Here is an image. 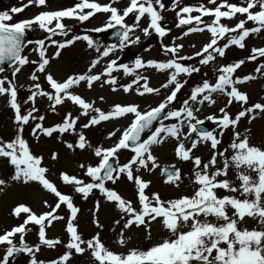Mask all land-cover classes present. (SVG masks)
<instances>
[{
  "label": "snow or ice",
  "instance_id": "6c2138e0",
  "mask_svg": "<svg viewBox=\"0 0 264 264\" xmlns=\"http://www.w3.org/2000/svg\"><path fill=\"white\" fill-rule=\"evenodd\" d=\"M30 6L48 9L49 0H21L20 6L0 11V97L6 98L15 126L12 138H0V160L12 169L8 177L0 178V192L9 184L18 185L25 193L38 186L54 198V203L43 200L48 211L39 214L26 203H17L11 209V216H23V220L0 231V264H17L20 256L27 257V264H70L74 254L85 252L94 264H264V142H253L250 127L239 130L242 121L251 125L264 116V103H250L249 94L240 90L241 86L264 78V62H260L264 60V47L253 46L244 59L217 64L233 46L244 50L250 37L264 36V0H207V4L190 5L171 0L170 6L163 0H109L105 4L98 0H75L70 7L41 10L30 18L14 20ZM168 11L175 12L174 27L180 35L165 44L164 39L172 33V28L164 23L163 13ZM98 14L106 18L101 26L82 34L76 32ZM129 17L132 23L127 22ZM142 21L146 24L142 25ZM110 29H118V43L102 44L88 34ZM36 31L42 32L43 37L30 38L28 34ZM138 31L145 38L154 35L159 39L164 59L145 60L136 55L129 63L121 62L116 53L139 45ZM205 33L208 40L198 51L181 54L185 45L178 40ZM77 42H84L87 49L96 53L95 58L83 73L57 79L49 71L51 62ZM190 47L195 48V44ZM49 48H55L51 56ZM26 49L35 53L37 59H30ZM247 62H257L253 73L238 75ZM210 65L214 82L204 73L205 78L190 87L177 105L178 94L189 85V78L200 73L201 67ZM26 66L30 68L28 95L20 100L18 93L23 85L16 81ZM149 71L164 75V81L153 86L151 77L145 74ZM123 78H129L128 82H122ZM95 87L107 88L111 94L163 98L156 106L149 104L143 110L134 100L113 102L102 109L96 103H108L104 95L85 99L80 91H92ZM221 98L223 106L201 119L199 113L205 107L217 106ZM38 101L47 102L44 113ZM61 109V119L46 125V114L59 116ZM121 120L128 123L116 127L115 122ZM206 121L214 127L205 128ZM107 122H113L114 127L107 132L106 139L115 138L114 142L109 147L93 145L85 130ZM29 124L30 135L37 144L41 137L54 139L69 153L90 152L95 163H78L79 175L64 170L52 172L44 163V155L34 153L24 138L25 126ZM226 133L231 136L225 145ZM66 134L73 135L74 140H66ZM169 142L173 143L175 159L190 165L187 175L176 164L161 167L154 151ZM202 148L207 149V158L196 154ZM122 152L131 154L123 163ZM49 158L59 162L60 153L50 151ZM157 169L165 185L179 189L187 180L191 194L163 198L158 191H150L153 181L143 174L152 175ZM230 172L234 173L232 179ZM50 173L55 180L49 178ZM121 183L131 186L134 200L121 194ZM60 185L71 192L61 191ZM97 193L99 197L90 209L91 222L97 229L102 228L98 215L101 198L112 205L119 216L114 224L120 227L115 243L126 252L107 247L99 231L90 238L79 231L77 221L82 209L75 197L88 201ZM62 208L66 216L60 214ZM248 220L256 226H243ZM54 222L64 223L67 242L47 235ZM155 224L165 235L145 248L128 247L133 238L126 236V232L134 228L143 230L145 239L152 241ZM33 227L38 242L29 244L26 236ZM60 245L66 250L57 258H39L42 248L52 250Z\"/></svg>",
  "mask_w": 264,
  "mask_h": 264
},
{
  "label": "rangeland",
  "instance_id": "374dc122",
  "mask_svg": "<svg viewBox=\"0 0 264 264\" xmlns=\"http://www.w3.org/2000/svg\"><path fill=\"white\" fill-rule=\"evenodd\" d=\"M24 3L27 0H23ZM75 0H49V8L48 9H38L34 6H30L27 8L24 13L17 14L14 16V20L30 18L37 14L41 10H55L58 8H66L73 5ZM99 3L105 4L108 3L109 0H98ZM163 2L170 6L171 0H163ZM182 4L190 5V4H198L205 3L207 4V0H181ZM232 3H239L240 0H229ZM21 0H0V11L7 10L12 6H20ZM120 7L121 5H115ZM211 7V5H209ZM195 14V13H194ZM165 16L164 23L167 27L172 28V33L164 39V43L168 44L171 42L174 36L180 35V30L174 27L175 23V12L168 11L163 13ZM105 16L98 14L95 18H93L90 22H85V24L79 26L76 29L77 33L82 34L85 30L91 29L94 27L101 26L105 20ZM208 19V18H205ZM68 24H72L73 21H65ZM128 23H132V18L129 17L127 19ZM146 24V21H142V25ZM251 27V22L248 25ZM95 40L100 41L102 44H107L105 42V33H95L89 32ZM137 35L141 37V43L139 45L130 46L125 49L123 52H117L116 55L121 57V62L129 63L135 57L134 52L140 51L143 49L142 57L147 59H164L161 49L160 42L157 37L154 35L148 38H145L141 32H137ZM29 37L32 39H39L43 37V33L40 31L30 32ZM208 40L207 33L203 35L193 34L188 38L183 40H178L177 43H183L185 45L184 51L181 54H191L194 51H198L201 46L206 43ZM248 48L241 50L236 47H232L226 51L225 59H218L217 64H227L239 59H244L247 57L250 52V48L255 47H264V36H253L250 37L246 41ZM191 44H195V48L190 47ZM149 48V51H144V48ZM55 51V48H49L48 55H52ZM25 54L29 55V58L34 60L37 59L35 53L29 52L27 49ZM96 53L90 49H87L84 42H77L74 46H71L62 51L61 56L53 60L49 67V71L52 72L54 77L57 79L65 78L69 74L73 73H83L88 63L91 59L95 58ZM114 57H109V59ZM264 62V60L260 61ZM187 63H195V61H189ZM257 62H247L242 66L240 70H238L237 74L240 76L253 73L254 68L256 67ZM34 68V66H31ZM30 68L25 67L21 74L18 75L16 83L18 85H23L20 88L18 96L20 100H23L28 95V85L30 81L28 80ZM204 73H207V78L214 82V73L212 71V66L201 67V72L198 74H193L191 78H189V85L186 86L184 90L180 94H178L177 105L180 101H182L188 92V89L192 86L197 85L202 81L204 77ZM10 74V73H8ZM151 77V83L153 86H158L159 83L163 82L165 79L164 75L156 74L153 71H149L145 73ZM3 75V74H0ZM129 78H123L122 82H128ZM241 91H246L250 96V103L253 102H261L264 103V78H258L255 81L248 83L247 85H243L240 88ZM84 95L85 99H96L98 95H104L108 101V103H101L97 100L96 106L101 107L102 109H107L109 104L113 102H128L130 100H134L135 102L140 104L141 109H145L149 104L151 106H156L160 99L163 97H145L139 98L136 96H125L122 92L111 94L107 88L101 90L98 87H95L92 91H85L83 89L80 90ZM46 101H38V107L41 109V113L45 112ZM224 99L221 98L217 104V106L208 108L205 107L199 116L203 119L204 116L217 112L218 107L223 106ZM232 111H235V106ZM64 114V110H60V115H54L51 113L46 114V125H51L55 122H58ZM75 115V112L73 113ZM13 113L11 109L7 106L6 98L0 97V138L10 139L14 136L15 126L13 124ZM84 122L83 120L81 123ZM128 123L127 120H121L115 122V126L119 127L121 125H126ZM205 124H211L210 122H205ZM32 124L25 126L24 129V138L29 141V144L32 147V150L36 154H42L45 157L44 163L46 166L50 167L51 171L58 174V171L64 170L69 172L70 174H80V170L78 169V163L84 162H92L95 163L96 158L92 156L90 152H80L77 150L75 153H69L62 144L57 142L54 139H48L45 137H41L40 143L37 144L30 135ZM114 124L113 122L102 123L100 126L95 128H90L85 130V134L88 139L93 143V145H103L104 147H109L114 142L115 138L112 140L106 139L107 132L113 130ZM245 127H250L253 132V142L261 143L264 142V116L259 117L255 121L252 122L251 125H248L246 121H242L240 124V131L243 132ZM119 133H117V136ZM231 133H226L224 137V144L226 145L229 142ZM65 139L69 142L74 140L73 135L66 134ZM50 151H58L60 153L59 162H53L49 158ZM173 151V143L169 142L165 144L162 148L154 151V154L159 157V163L161 167H165L171 164H176L180 167L185 175L189 173L190 165L187 163H181L177 161L172 154ZM197 155H203L205 158L208 157L209 153L206 148H202L200 151L196 153ZM129 152H122L120 156L121 163L125 162V160L130 156ZM11 167L7 165L6 161L0 160V178H6L11 174ZM145 179H151L153 181L150 191H158L163 198H175L182 194H191V186L188 184V181L185 180L184 184L181 188L177 189L168 185L163 184L160 179V170L157 169L152 175L144 173ZM49 178L55 180V176L51 173L49 174ZM229 178H234V173L230 172ZM56 183L59 185L60 182L56 180ZM61 191L70 193L71 189L67 186L60 185ZM118 190L121 192L123 196L129 199L134 200V192L129 185H125L121 183L118 186ZM99 197V193L96 196L91 197L88 201L82 200L78 195L75 197V203L82 209L81 214L79 215V219L77 223L79 224V231L83 234L85 238H90L97 231L100 233V237L102 241L113 251L117 252H126L127 249L119 247L115 241L117 238V233L120 230L118 225L114 224V221L119 218L118 213L114 210L112 205L106 204L101 198V211L99 212V222L102 225V228L97 229L92 221V214L90 209L93 206V202L96 198ZM48 200L50 204L54 203V198L42 190L39 189L38 186H33L27 189L26 193L15 184H9L4 192H0V231L5 229H10L11 227L19 224L23 220V216L21 218H15L10 215L11 209L17 203H26L30 207H32L33 211L37 212V214L42 213L44 211H48L42 204L43 200ZM61 215H67L66 210L63 208L59 210ZM248 228H252L255 225L254 221L248 220L245 225ZM36 228L33 227L32 231L29 232L26 236V241L29 244H35L38 242V237L36 235ZM47 235L50 238H60L64 242H67V235L64 232V223L63 222H54V226L47 230ZM126 236H132V242L128 245V247H140L145 248L150 246V243L155 242L160 239L161 236L165 235V233L161 230L159 224L153 225L152 228V241L145 239V235L143 230H136L135 228L129 232L125 233ZM66 249L63 248L62 245L57 246L56 249L49 250L47 248H42L41 253H39V258L45 261H48L53 258H57L60 254L63 253ZM2 251V249H0ZM17 264H27V257L20 256L17 258ZM70 264H94L90 254L85 252L82 255L74 254Z\"/></svg>",
  "mask_w": 264,
  "mask_h": 264
},
{
  "label": "water",
  "instance_id": "95a60500",
  "mask_svg": "<svg viewBox=\"0 0 264 264\" xmlns=\"http://www.w3.org/2000/svg\"><path fill=\"white\" fill-rule=\"evenodd\" d=\"M116 31H118V29H112V30L109 31V34H108L107 40H108V42H109L110 44L118 43V38H117V36L115 35ZM204 127L210 129V127H208V126H205V125H204Z\"/></svg>",
  "mask_w": 264,
  "mask_h": 264
},
{
  "label": "bare ground",
  "instance_id": "6f19581e",
  "mask_svg": "<svg viewBox=\"0 0 264 264\" xmlns=\"http://www.w3.org/2000/svg\"><path fill=\"white\" fill-rule=\"evenodd\" d=\"M142 53H143V49L141 48L140 51H135L134 52V55H141L142 56ZM135 58V57H134Z\"/></svg>",
  "mask_w": 264,
  "mask_h": 264
}]
</instances>
